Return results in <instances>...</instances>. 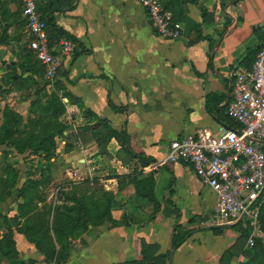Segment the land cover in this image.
I'll return each instance as SVG.
<instances>
[{
  "label": "crops",
  "instance_id": "crops-1",
  "mask_svg": "<svg viewBox=\"0 0 264 264\" xmlns=\"http://www.w3.org/2000/svg\"><path fill=\"white\" fill-rule=\"evenodd\" d=\"M197 1L189 0L187 15L201 24L204 37L198 38V32L183 22L182 37L166 39L158 36L137 0H37L42 16L75 43L56 78L65 86L60 94L66 111L77 120L89 109L115 128L125 126L133 151L154 160L143 167L133 158L143 175L153 174L158 201L155 205L138 196L131 183L122 186L116 177L108 176L106 187L117 200L112 211L116 223L90 226L74 240L62 264L140 261L144 242L154 246L156 256L169 253L167 264H222L223 254L236 242L239 233L229 227L232 224L224 225L221 234L212 230L220 226L210 224L217 194L191 165L178 161L153 167L179 136L198 129L216 133L221 125L232 127L228 106L233 71L247 68L241 62L246 52L264 44V0ZM202 8L207 11L206 22ZM4 27L11 39L9 45L0 43L3 58L17 65L18 59L11 56L20 58L19 48L30 40L19 0L0 2V31ZM52 47L58 51L59 42ZM9 71L0 58V81ZM67 142L59 138L57 151L72 163L66 175L73 179V173L81 171L85 179L94 178L98 165L88 162L87 149L68 150ZM111 144L115 152L121 151L116 139L107 149ZM119 163L118 174L132 173ZM176 226L180 232L192 231L172 247ZM14 239L19 261L48 264L23 233L16 231Z\"/></svg>",
  "mask_w": 264,
  "mask_h": 264
},
{
  "label": "trees",
  "instance_id": "trees-1",
  "mask_svg": "<svg viewBox=\"0 0 264 264\" xmlns=\"http://www.w3.org/2000/svg\"><path fill=\"white\" fill-rule=\"evenodd\" d=\"M163 6L173 12L176 21L185 22L190 28L198 32V38H202L201 24L192 21L187 15V3L189 0H161ZM193 2H198L193 0ZM5 3V2H2ZM43 17V16H42ZM207 11L202 8L203 22H206ZM44 18V17H43ZM48 25L49 41L53 45L62 38L73 39L60 27H57L49 19L44 18ZM25 20V19H24ZM26 24V20H25ZM11 39L7 28L4 27L0 31V43L9 45ZM30 42V40H29ZM24 46L19 48L22 55L21 63L14 65L13 69L5 74L4 81L11 86L13 82L21 79L22 74H18V68L21 67L26 79L37 84L35 72V63L39 62L42 68L44 66L38 60L36 53ZM259 47L249 49L242 59V63L250 68L256 56L261 49ZM24 49V50H23ZM33 54L36 59L33 62ZM21 65V66H20ZM45 70V69H44ZM13 75L17 78L13 80ZM55 90L52 92L48 100L43 103L38 98L32 99L30 102V112L37 114L39 110L43 114L36 119L29 118L26 128L20 129V125L24 122V117L6 106L3 111V121L0 129V145H10L19 153L38 154L45 159L44 164L36 166L39 171V177L36 174H28L27 180L17 189L16 196L23 199L18 204L17 214L13 217L3 216L6 232L1 242H4L6 251L0 250V264H6L2 261L5 258L12 261V264H25L19 261L16 242L14 239L15 232L23 233L28 240L33 243L36 248L44 255L48 264H62L70 256L71 245L74 240L86 233L90 226H101L105 223L115 224L116 221L112 217V211L117 206L115 194L99 186L96 177L87 178L80 181L68 182L67 186L60 187V193L57 204L53 205L47 202V196L44 192L52 181L55 160L58 155V139L67 138L70 140L74 134L69 132V126L60 121V116L66 111V105L62 100L60 91H65L64 84L56 79L54 81ZM41 89L36 91L39 93ZM7 92L10 88L6 89ZM37 97V96H36ZM85 116V124L81 127L82 132L90 131L93 139L96 141L98 149L101 152L107 150V146L112 139H116L121 145V152L126 159L138 158L142 166L151 164L154 160L146 158L142 154L133 151L127 129L123 126L121 129L115 128L106 119L98 116L89 109L83 110ZM229 117V116H228ZM230 121L236 126V122L229 117ZM39 124V126H37ZM36 126V128H35ZM37 127H39L37 129ZM75 141L79 139L74 136ZM73 141V142H75ZM70 143V142H69ZM67 142L66 148L71 145ZM10 167V166H9ZM8 177L0 175V197L5 193H9L8 189L15 183V173L10 167ZM119 181L120 185L131 183L138 196L148 198L158 205L155 197V178L153 174L143 175L136 168L130 174H113ZM3 194V195H2ZM159 206H157L158 208ZM258 221L261 229L264 231V197H262L261 205L258 211ZM237 229L239 236L231 248H228L221 258L222 264H231L232 260L239 254H244L245 260L240 264H264V243L258 240L257 243L247 248L248 235L251 228L247 220L239 221L229 226ZM224 226L214 227L212 230L216 234H221ZM177 232L172 241V247L179 244L192 230L180 232L178 226ZM154 246L146 242L143 243V259L140 261L132 260L121 264H167L169 253L162 256H156ZM28 264H33L30 260Z\"/></svg>",
  "mask_w": 264,
  "mask_h": 264
},
{
  "label": "built area",
  "instance_id": "built-area-1",
  "mask_svg": "<svg viewBox=\"0 0 264 264\" xmlns=\"http://www.w3.org/2000/svg\"><path fill=\"white\" fill-rule=\"evenodd\" d=\"M19 1L30 35L29 48L44 66L46 79L54 81L64 59L73 54L75 43L62 38L59 50L54 51L37 0ZM137 1L146 9L159 37H182V22L175 20L173 12L161 0ZM233 79L228 114L236 126L221 125L216 133L198 129L179 136L171 141L166 156L153 167L178 161L191 165L203 183L217 194L210 224L224 226L247 220L251 228L248 245L252 247L258 240L264 243V231L258 221L264 197V45L250 68L234 69ZM73 176L75 181L85 179L76 171Z\"/></svg>",
  "mask_w": 264,
  "mask_h": 264
},
{
  "label": "rangeland",
  "instance_id": "rangeland-1",
  "mask_svg": "<svg viewBox=\"0 0 264 264\" xmlns=\"http://www.w3.org/2000/svg\"><path fill=\"white\" fill-rule=\"evenodd\" d=\"M24 46L28 50V42L23 43L21 48H23ZM11 58L18 59L19 63L22 62V59L18 58L17 54L15 53L11 56ZM32 58L33 62L35 63L34 60H37L35 54H33ZM35 72L36 79L38 81L37 84H34L32 81L26 79V75L25 73L23 74L21 67H19L17 71L18 74H22L21 79L13 82L11 86H9V84L4 81L3 76L1 77L0 129L3 121V111L6 106H10L12 109H14L16 112H19L24 117V122L20 125V129L26 128L29 118L36 119L37 117L43 115L40 112L41 110H39L37 114L31 113L30 102L32 99L38 98V100L45 103L48 100L49 95L54 92L55 85L53 81L52 84L48 82L45 77V70L41 67L39 62L35 63ZM7 88H10L9 92L6 91ZM39 89L41 90L38 94H36V91ZM24 102L26 104H24ZM59 119L61 122L67 124L69 126V132H72L71 134H74L72 137L70 136V140H68V143L70 142L71 145L68 146L69 149H67L71 150L74 147L76 148L78 146H84L87 149V154L89 156L88 162L96 163L98 165L94 177L97 178L99 186H102L106 190L110 191V189H107L106 187V184H109L106 178L108 176H112L113 174H118L117 168L120 166L119 162L128 167L130 171L134 168L139 167V163L136 160L126 159L124 154H122L120 150L118 152H115L112 144L110 145V148L104 152H101V149H97L98 146L96 141L93 139L92 133L90 131H81V127L85 124V116L83 117V119L76 120V118L72 117L68 114L67 111H65L61 114ZM37 126H39V124ZM38 128L39 127H37V129ZM75 135L79 137V143L78 141H75ZM55 161L56 162L53 169L52 181L44 191L47 196V202H50L53 205L58 203L57 200L60 193V187L67 186L68 182L75 181V179H71L68 175H66L67 170L71 168L72 163H70L69 165L66 160L59 155H57ZM44 162L45 159H43L38 154L27 152L19 153L10 145H0V175L2 174L3 176L8 177L10 175L8 173L10 167L13 169L15 175H17L15 177V183H13L12 187L8 189L9 193H5L4 195L2 194L3 197H0V250H7L4 242H1L6 232L3 216L7 215L9 217H13L15 216V214H17L18 204L23 201L22 198L16 196L17 189L20 188L27 180L28 174H36L35 177L38 178L40 175L39 171L36 169V166L44 164ZM78 175L83 178L85 176V174H82L81 171H79ZM233 230L238 234L237 229ZM246 247L250 248L251 246H249L247 243ZM244 260V254H239L237 258H234L232 260L231 264H240ZM2 261L6 264L13 263L12 261H8L5 258H2Z\"/></svg>",
  "mask_w": 264,
  "mask_h": 264
},
{
  "label": "water",
  "instance_id": "water-1",
  "mask_svg": "<svg viewBox=\"0 0 264 264\" xmlns=\"http://www.w3.org/2000/svg\"><path fill=\"white\" fill-rule=\"evenodd\" d=\"M4 56V49H0V58H1V63L9 70H12L13 66L15 65L16 61L12 60V61H8L6 58H3ZM16 77V76H14ZM242 221V219L240 220ZM227 226V225H225ZM212 227H217V226H212ZM210 227V228H212ZM171 263V261H170Z\"/></svg>",
  "mask_w": 264,
  "mask_h": 264
}]
</instances>
